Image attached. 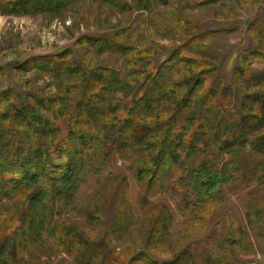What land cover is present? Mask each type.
I'll list each match as a JSON object with an SVG mask.
<instances>
[{"label":"trees","instance_id":"obj_1","mask_svg":"<svg viewBox=\"0 0 264 264\" xmlns=\"http://www.w3.org/2000/svg\"><path fill=\"white\" fill-rule=\"evenodd\" d=\"M83 1L87 0H0V11L57 17ZM96 1L120 13L142 15L173 1L172 10L157 12L159 21L164 30L184 34V39L170 47L162 45L169 50L160 59L153 46H131L121 40L122 30L112 29L83 35L78 40L79 56L64 48L14 65L20 72H33L54 83L31 86L25 94L13 87L0 91V208L15 204L12 218L0 225V264L18 256L14 249L20 244L43 234L58 204L64 210L72 208L81 188L100 180L119 161L130 164L140 186L137 203L150 218L146 248L123 253L127 264H222L212 249L198 255L189 243H183L171 259L160 260L153 244L164 240L174 213L151 198L167 188L180 193L186 204L203 203L224 191L241 192L248 207L246 226L256 239H264V195L260 194L264 191V68L245 66L259 54L260 46L224 76L218 72L221 61L213 50L212 31L192 30L196 23L185 15L187 5L180 4L182 0ZM144 27L142 22L141 34ZM6 72L0 64V75ZM115 205V228L121 232L133 211L130 204L116 201ZM204 211L207 215H202ZM212 213L197 204L192 214H185L184 224L206 220ZM93 217L103 221L99 214ZM235 221L231 232L238 238L230 241L244 247L245 225ZM74 228L58 223L52 234L76 250L82 263L95 256L110 262L107 253H114V248L104 245L105 253L98 240ZM123 254L114 257L119 264H124Z\"/></svg>","mask_w":264,"mask_h":264},{"label":"rangeland","instance_id":"obj_2","mask_svg":"<svg viewBox=\"0 0 264 264\" xmlns=\"http://www.w3.org/2000/svg\"><path fill=\"white\" fill-rule=\"evenodd\" d=\"M184 2L187 5L185 15H190L196 23L192 30L203 28L212 31L213 50L221 61L219 73L229 76L231 70L240 64L242 56L258 44L259 54L251 56L245 66L251 70L264 68V0H225L208 4L182 0L180 4ZM172 9L173 1L159 4L152 11H144L145 15L136 11L120 13L103 2L87 0L69 6L57 17L48 14L9 15L0 11V64L8 70L6 75H0V91L13 87L25 94L31 86L53 84L51 78L33 72H20L14 65L31 56L54 53L64 48L71 49L79 56L78 40L86 34L100 35L112 29H120L121 40L128 41L131 46H153L158 52L157 58L163 59L169 49L164 51L162 45L170 47L184 39V34L180 37L175 31L164 30L159 21L162 18L158 16V11ZM142 22L145 24L143 34L140 31ZM110 168L102 174L100 180L96 178L81 188L76 205L72 208L64 210L63 205L58 204L56 212L47 219L43 234L34 241L20 244L14 249L18 256L2 264H119L114 257L137 248L144 250L150 232V218H147V212L141 210L137 203L140 186L128 162L119 161L116 167ZM260 194L264 195V191ZM116 201L130 204L133 211L130 224L121 232H116L115 228ZM151 201L169 206L174 213L172 225L165 233L164 240L153 244L160 260L171 259L183 243H189L198 255L212 249L223 259L222 264H264V239H256L250 225L246 226L248 207L243 200V193L228 194L224 191L203 203L197 201L186 204L180 193L167 188L156 193ZM197 204L209 207L213 212L212 217L201 219L204 223L202 227L201 221L196 220L184 224L185 214H192ZM150 207L155 209L158 206ZM14 212L13 202L0 208V225L10 220ZM94 214H99L103 221L95 219ZM202 215L207 214L204 211ZM237 219L245 225L244 247L230 241V238H238V233L231 232L235 229ZM58 223L70 224L89 238L98 240L99 245L103 246L99 248L105 253L107 249L104 245L114 248V253H107L110 262L103 263L102 256H95L93 261L87 258L85 263L80 262L76 250L64 246L53 236L52 228ZM55 236L59 237V234ZM101 249H96V252ZM123 263H128L127 256Z\"/></svg>","mask_w":264,"mask_h":264}]
</instances>
